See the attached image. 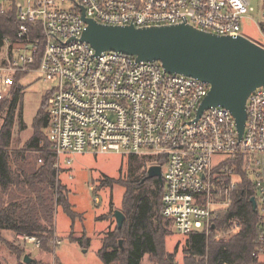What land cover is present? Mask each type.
<instances>
[{
	"label": "built area",
	"instance_id": "1",
	"mask_svg": "<svg viewBox=\"0 0 264 264\" xmlns=\"http://www.w3.org/2000/svg\"><path fill=\"white\" fill-rule=\"evenodd\" d=\"M253 1L262 4L263 21L257 25L264 38V0H0L1 13L15 12L18 21L12 50V40L4 39L0 100L19 73H38L52 82L47 134L57 157L117 153L152 158L151 166L163 172L162 215L187 237L209 234L219 213L231 207L243 181L237 173L241 165L260 220L254 256L264 255V87L247 100L240 138L235 118L224 107H211L197 118L211 89L207 83L166 73L159 62L97 54L80 41L85 18L104 26L188 25L218 36H244L243 23L255 21ZM257 44L264 48V39ZM17 238L42 247L36 237Z\"/></svg>",
	"mask_w": 264,
	"mask_h": 264
},
{
	"label": "trees",
	"instance_id": "2",
	"mask_svg": "<svg viewBox=\"0 0 264 264\" xmlns=\"http://www.w3.org/2000/svg\"><path fill=\"white\" fill-rule=\"evenodd\" d=\"M18 21L15 12L0 11V54L4 39L12 40L11 50L17 44ZM264 28V25H263ZM44 45L41 46V52ZM41 53L36 57L34 69L39 68ZM28 74H18L10 94L0 100V246L5 245L20 264L26 252L7 241L3 233L15 236L36 237L41 249L55 254L57 250L56 214L62 207L73 219V211L66 186L60 180L57 154L48 139L49 115L47 101L50 93L42 98L32 125L33 135L22 147L16 146L15 129H27L24 121L22 80ZM127 159L126 183L120 179L104 177L101 186L122 184L126 188L123 213L126 222L122 230L116 228L103 239L99 258L103 264H142L146 256L151 264H173L175 254L165 249L164 225H172L162 215L165 186L158 179L145 181L147 170L153 163L150 157L130 155ZM123 170H121L122 172ZM243 181L238 187L231 207L216 221L218 228L235 227L238 232L230 240L211 242L207 233H195L187 238L184 264H204L209 256L210 264H252L253 249L260 233V220L249 200L255 196L250 182L240 168ZM151 183L153 190L145 188ZM123 239V246L120 245ZM86 245L90 240L82 239ZM82 242V243H83ZM0 264H3L0 261ZM32 264H44L36 261ZM54 264H63L57 257Z\"/></svg>",
	"mask_w": 264,
	"mask_h": 264
},
{
	"label": "rangeland",
	"instance_id": "3",
	"mask_svg": "<svg viewBox=\"0 0 264 264\" xmlns=\"http://www.w3.org/2000/svg\"><path fill=\"white\" fill-rule=\"evenodd\" d=\"M261 5L259 2L253 1L252 6L257 10L253 15L255 21H245L243 23L244 36L256 43H263L264 39L257 25L263 21L261 13L258 12ZM5 56L6 48L4 46L0 54V62L5 59ZM21 84L24 89L22 95L24 121L27 129L23 132H18L15 129V140H19V143H16L18 147H22L33 135L32 125L41 107L42 98L53 88V83L45 82L38 73L28 74ZM69 160L71 161L70 164L67 163ZM125 160L127 159H124V156L117 153L105 155L85 153L83 155L57 158V163L60 165V180L66 186L73 211L78 214V217L73 219L62 207L58 208L56 235L59 242L57 243V250H54L55 254L47 253L42 249H36L33 245L24 243L13 233L5 235L3 233L4 238L24 249L26 255L33 259L38 258L36 261H42L44 264H54L55 257L63 264H103L98 253L102 247L104 237L117 228L114 213L117 210L123 212V199L126 188L120 183L114 184L112 187H100V182L107 176L116 180L120 179V182L126 183L128 167ZM163 169L165 172V167ZM121 170L123 171L121 172ZM234 179L239 182V178ZM145 188L153 190L154 187L147 182ZM226 210L228 209L219 213V219ZM214 225H216V222ZM163 231L167 234L164 239L166 251L173 254L176 252L177 254L173 264H184L187 236L177 233L172 225H164ZM237 232L238 230L234 226L221 229L216 225L215 229L208 234V237L211 242L228 241ZM84 238L90 240L89 245L81 241ZM257 247L258 244L253 249L252 264H264V255L254 256V253H257ZM0 261L3 264H20L17 257L5 245L0 246ZM21 263L24 264L23 260H21ZM142 264H151L148 256L144 258ZM204 264H210L209 256L205 258Z\"/></svg>",
	"mask_w": 264,
	"mask_h": 264
},
{
	"label": "water",
	"instance_id": "4",
	"mask_svg": "<svg viewBox=\"0 0 264 264\" xmlns=\"http://www.w3.org/2000/svg\"><path fill=\"white\" fill-rule=\"evenodd\" d=\"M87 29L81 42L91 45L97 54L117 52L138 61L161 63L169 74L197 78L210 85L208 96L197 118L211 107L221 106L235 118L240 138L247 120V100L252 92L264 87V48L247 37L218 36L192 26L136 28L104 26L86 19ZM158 179L163 184L161 166H150L143 180ZM257 211L255 198L250 200ZM117 228L122 230L126 215L114 213ZM216 225L212 226L214 230ZM123 246V240H120ZM35 262L24 257V264Z\"/></svg>",
	"mask_w": 264,
	"mask_h": 264
},
{
	"label": "crops",
	"instance_id": "5",
	"mask_svg": "<svg viewBox=\"0 0 264 264\" xmlns=\"http://www.w3.org/2000/svg\"><path fill=\"white\" fill-rule=\"evenodd\" d=\"M8 233L10 234L11 232H4V235H5V234H8ZM40 253H41V252H40ZM55 258H56V257H55ZM32 259H33V258H32ZM34 260H35V262H36V260H38V258H36V259H34Z\"/></svg>",
	"mask_w": 264,
	"mask_h": 264
},
{
	"label": "flooded vegetation",
	"instance_id": "6",
	"mask_svg": "<svg viewBox=\"0 0 264 264\" xmlns=\"http://www.w3.org/2000/svg\"><path fill=\"white\" fill-rule=\"evenodd\" d=\"M147 176V175H146ZM152 180H154V179H152ZM150 181V180H149Z\"/></svg>",
	"mask_w": 264,
	"mask_h": 264
}]
</instances>
